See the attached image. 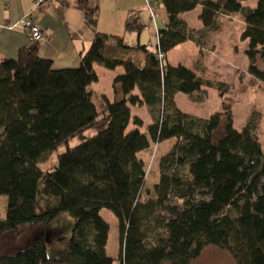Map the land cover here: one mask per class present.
Wrapping results in <instances>:
<instances>
[{"label": "trees", "instance_id": "1", "mask_svg": "<svg viewBox=\"0 0 264 264\" xmlns=\"http://www.w3.org/2000/svg\"><path fill=\"white\" fill-rule=\"evenodd\" d=\"M244 1L160 0L167 14L158 30L162 62L147 46L132 49L96 31L75 69L53 70L34 46L0 62V196L7 202L0 240L26 224L45 227L61 213L74 220L71 236L62 240L61 262L47 257L40 235L0 257V264H191L207 246L226 251L235 264H264V151L255 137L257 121L251 115L238 132L229 111L205 119L174 102L178 93L223 87L202 77L204 52L214 50L209 36L220 31L221 17L240 16L248 74L264 83L256 65L257 57L264 61V0L254 9ZM197 6L201 28L190 29L181 15ZM94 13H86L93 30ZM125 30L142 28L129 20ZM186 42L199 48L193 69L168 64L166 54ZM134 51L143 53L142 67L129 57ZM95 66L122 67L113 80L121 100L100 96L93 103L88 88L98 81ZM130 107L146 108L151 124L145 133L127 132L131 121L142 127ZM99 122L104 129L70 148V139ZM170 139L175 143L160 159L158 182L145 188L139 154L151 142ZM63 144L56 165L43 172L39 165ZM101 210L117 220V263L106 253L109 227Z\"/></svg>", "mask_w": 264, "mask_h": 264}, {"label": "rangeland", "instance_id": "2", "mask_svg": "<svg viewBox=\"0 0 264 264\" xmlns=\"http://www.w3.org/2000/svg\"><path fill=\"white\" fill-rule=\"evenodd\" d=\"M258 0H246L242 2L244 7L254 9ZM221 28L216 34L209 36V46H213L212 52H204L203 64L206 73L202 77L210 80L213 84L223 85L222 88H203L202 93L193 96L178 93L174 102L176 107L192 116L209 118L215 113L229 111L232 116L233 127L241 132L249 117L254 116L257 121L255 137L264 151V83H261L248 74L249 61L246 56L248 42L241 39L244 31V24L238 14L229 17L220 18ZM196 24L200 27L201 23L196 19ZM191 48H195L191 43H185L176 47L166 54V62L172 66L181 65L193 69L195 60L199 57V52L192 53ZM195 50V49H194ZM130 56L134 63L142 67L144 56L142 52H135ZM256 65L259 70H264V61L257 57ZM98 72V82L90 87L100 96L112 89L110 77H116L123 74L122 67L114 71H108L103 68ZM201 75V74H200ZM99 97V96H98ZM100 98H93V103L97 105ZM113 101V100H111ZM141 107L137 108L139 110ZM133 111L132 117L137 115ZM138 116L142 119V127L136 128L132 121L127 127V132L138 129L145 133L147 127L151 124L150 116L146 108L138 111ZM225 118H222L223 123ZM105 124L99 122L80 133L67 143L70 148L76 147L91 137L97 135L104 129ZM218 137V136H217ZM66 143V144H67ZM174 139L159 143H150V147L141 152L139 157L146 164L145 188H152L159 178L160 159L168 154ZM66 144L58 147L48 158L39 165L43 172L51 171L57 163V155L66 149ZM6 198L0 196V219H4L6 213ZM101 218L109 227L108 241L106 245L107 256L113 258L116 263L119 255V233L117 220L108 210H101ZM74 226V220L66 213L59 214L51 223L45 227L36 228L31 225H23L16 231L6 232L0 240V257L13 255L19 250L30 245L31 241L40 235H43L46 241V253L49 259L61 262L64 242L71 236ZM62 240H65L62 242ZM191 264H235L231 256L224 250L207 246L203 249L200 256L191 262Z\"/></svg>", "mask_w": 264, "mask_h": 264}, {"label": "crops", "instance_id": "3", "mask_svg": "<svg viewBox=\"0 0 264 264\" xmlns=\"http://www.w3.org/2000/svg\"><path fill=\"white\" fill-rule=\"evenodd\" d=\"M34 1L0 0V26L21 20L33 10ZM150 2L155 8L154 20H151L147 0L45 2L34 9L32 13L33 22L41 30V39L38 43L32 44L22 29L12 31L0 29V62L4 59H16L21 50L34 46L38 51L39 58L51 62L53 70L75 69L80 64L81 55L91 46L95 31L111 38L121 39L125 46L132 49L145 47L149 42L154 41L155 31L162 29L167 22V14L160 0H150ZM87 11L95 12V30L87 24ZM200 11L201 7L197 6L193 11L181 15L190 29L201 28L196 24ZM129 20L136 21L142 30L140 32L126 31L125 25ZM194 47L191 48V52H199V48L196 45ZM135 52L137 51L132 52L130 56L135 55ZM101 68L99 66L94 67L97 76ZM114 78L113 76L110 77L112 89L101 95L109 102L122 99L120 88L118 86L116 89L113 87ZM90 87L88 89L93 94V98H99L100 95L94 89L91 88L90 90ZM137 108L139 107H130L131 116L135 111L137 115L133 117H138L142 121L138 116V111L142 110L143 107L139 110Z\"/></svg>", "mask_w": 264, "mask_h": 264}, {"label": "built area", "instance_id": "4", "mask_svg": "<svg viewBox=\"0 0 264 264\" xmlns=\"http://www.w3.org/2000/svg\"><path fill=\"white\" fill-rule=\"evenodd\" d=\"M59 1H62V0H35L33 3V10L40 7L45 2H59ZM147 8H148L149 14L151 16V20H154L155 12H154V9L151 5L150 0H147ZM33 10L31 12H29L27 15H25L18 22L13 23V24H10V23L4 24V25L0 26V29H6V30H10V31L16 30V29H22L26 32V34L29 38V41L32 44L38 43L41 39V30H40L39 26L36 25L32 20ZM158 39H159V35H158V31L156 30L155 34H154V41H153V43H149L147 45V48L150 50H153L155 52V54L157 55L158 60L160 62H162L164 56L158 48Z\"/></svg>", "mask_w": 264, "mask_h": 264}]
</instances>
